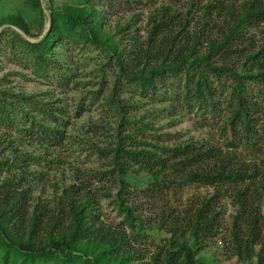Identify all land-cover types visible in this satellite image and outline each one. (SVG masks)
Wrapping results in <instances>:
<instances>
[{
	"label": "trees",
	"instance_id": "trees-1",
	"mask_svg": "<svg viewBox=\"0 0 264 264\" xmlns=\"http://www.w3.org/2000/svg\"><path fill=\"white\" fill-rule=\"evenodd\" d=\"M82 1L83 9L50 13V27L40 41L28 42L17 35L16 40L6 42L0 36V48L12 50L14 60L36 76L53 75L64 90L72 78L51 58L52 46L64 40L74 42L71 38L78 30L86 43L100 45L108 54L115 79L105 103L114 105L117 116L128 107L116 94L122 85L142 99L166 102L168 96H174L188 111L197 109L210 115L212 122L227 112L220 127L225 134L221 147L209 139L159 146L138 138L150 125L139 121L142 129L122 118L114 144L100 151L107 156L109 168L102 176L114 184L105 197H112L122 209L125 224H134L137 214L151 210L156 223L167 226L168 234L190 235L200 247L215 235L221 221L219 200L229 194L235 207L231 251L237 258L251 261L258 247L255 264H264L260 207L264 164L246 161L245 155L256 148L255 133H264V0H185L180 6L171 0L172 7L156 9L146 40L126 57L103 35V18L93 0ZM102 1L109 5L108 0ZM60 14L65 24L61 25ZM10 23L28 35L25 27ZM172 110H176L174 105ZM56 112L62 113L49 102L15 94L8 87L0 90V131L9 139L0 146V244L7 245L0 264H7L11 254L14 261L16 254L22 255L21 264H35L37 259L46 262L47 258H55L59 264H129L135 253L133 243L126 233L105 226L97 214L89 212L95 196L86 183L65 188L52 208L47 199L33 197L35 185L43 187L46 175L32 166L46 161L50 147L64 140L54 127H65ZM121 122L130 126L129 132L123 134ZM25 141L45 148L42 155L17 149ZM128 172L148 174L151 180L143 188L131 190L120 180ZM186 186L212 188L213 195L195 208L181 210L167 197L176 199ZM38 240L47 244L42 246ZM186 243L161 251L153 264H195L193 247Z\"/></svg>",
	"mask_w": 264,
	"mask_h": 264
},
{
	"label": "rangeland",
	"instance_id": "rangeland-1",
	"mask_svg": "<svg viewBox=\"0 0 264 264\" xmlns=\"http://www.w3.org/2000/svg\"><path fill=\"white\" fill-rule=\"evenodd\" d=\"M108 1L109 5L104 4L102 0H93V4L97 6L103 18L101 21L103 35L117 46L118 51L123 54L121 57H126L129 50H134V47L146 40L156 9L172 5L171 0H128L129 3H123V0ZM184 1L176 0V3L180 6ZM38 3L39 7L35 0H0V28L8 26L1 29L0 36L6 42V39L16 40L18 35L28 42L36 43L45 34L47 24L45 11L50 15L54 11L70 12L86 6L82 0H38ZM59 17L61 25L65 24L66 21L61 14ZM10 22L26 28L28 35L22 31L26 39L11 28L15 26L10 25L12 24ZM194 22L196 24V20ZM251 33L259 38L257 32ZM76 34L71 41L77 43L64 40L52 46L51 58L60 64V70L66 77L72 78V82L64 90L57 86V80L52 74L50 78L38 77L23 63L14 60L15 55L12 50L7 47L0 48V90L8 87L15 94L33 96L37 100L49 102L52 107L61 109V114L56 113L65 124V127L54 126L63 133L64 140L57 146L50 147L46 161L32 166L37 171H44L46 175L43 187L39 183L35 185L33 197L47 199L52 208L57 205V199L65 188L79 184L80 181L86 183L95 196V202L89 207V212L93 215L97 214L105 226L116 227L126 233L130 243H133L131 249L135 253L131 254L129 264H153V259L157 258L158 253L170 248L178 249L184 242L193 247L195 264H255L258 247L254 248L251 261L239 259L235 256V252L231 251L230 230L235 207L231 203L229 194L219 200L218 212L221 221L219 227L214 230L215 235L211 239L204 240L200 247L190 235L180 238L168 234L167 226L161 227L156 223L154 212L151 210L137 214L134 224L128 222L125 224L122 209L112 197H105L109 189L113 191L114 184L102 176L109 168L107 156L100 153L114 144L121 119L135 123V127L142 129L139 121L150 125V130H142L145 134L138 135V138L159 146L167 147L186 141L209 139L221 147L225 144V134L220 127L227 112L225 116L223 112L220 113L219 118L212 122L210 115H203L197 109L188 111L183 103L176 102L174 96L173 99L168 96L166 102L142 99L132 91H127L122 85V90H117L116 94L128 107L124 112H120L121 116H117L113 110L114 105L108 101L105 103L115 79L114 68L108 63V54L100 45L92 46ZM173 105L176 108L174 112H172ZM123 124L121 122V129L125 134L129 132L130 126ZM126 128L127 131H124ZM238 135L243 134L239 131ZM255 135H258L256 148L253 147L250 153L249 151L245 153L248 157L246 161L252 159L262 165L264 164V133L259 130ZM8 142L9 139L0 131V146ZM16 147L36 155H42L45 150L40 144L26 141L22 146L17 144ZM4 154L6 155V152ZM120 180L129 189L137 190L150 182L151 177L141 172H128ZM212 195V188L186 186L179 192L177 198L175 197L176 199H171V195L167 198L170 199L171 205L182 210L195 208L199 201ZM260 207L264 215V199ZM134 236H137V241L131 242ZM2 237L5 235L2 234ZM46 242V240L36 241L42 246ZM5 249L7 245L0 244V257ZM21 256L16 254L14 261L11 254L7 264L23 263ZM178 259L182 260V257L178 256ZM35 264H59V261L55 258H47L46 262L37 259Z\"/></svg>",
	"mask_w": 264,
	"mask_h": 264
},
{
	"label": "water",
	"instance_id": "water-1",
	"mask_svg": "<svg viewBox=\"0 0 264 264\" xmlns=\"http://www.w3.org/2000/svg\"><path fill=\"white\" fill-rule=\"evenodd\" d=\"M41 1H42V0H41ZM45 15H46V18H47V24H46V26H45L44 33H46V32L48 31L49 27H50V16H49V13H47V12L45 11ZM4 27H8V26H4ZM4 27H1V28H0V31H1V29H3ZM11 28H13V29H14L19 35H21L23 38L26 39V35H25L20 29H18V28H16V27H11Z\"/></svg>",
	"mask_w": 264,
	"mask_h": 264
}]
</instances>
